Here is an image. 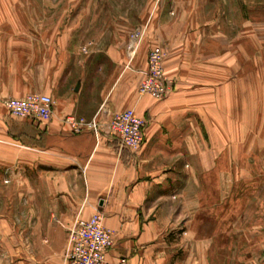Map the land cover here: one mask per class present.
<instances>
[{
	"label": "crops",
	"instance_id": "obj_1",
	"mask_svg": "<svg viewBox=\"0 0 264 264\" xmlns=\"http://www.w3.org/2000/svg\"><path fill=\"white\" fill-rule=\"evenodd\" d=\"M124 2L0 0V264H65L67 227L95 212L113 231L110 261L211 264L225 242L264 250V123L243 153L237 132L195 117L236 80L237 0H141L135 15ZM134 24L146 30L126 67ZM154 46L174 82L160 100L137 93ZM30 92L53 98L49 120L2 103ZM127 108L145 120L134 151L66 121Z\"/></svg>",
	"mask_w": 264,
	"mask_h": 264
},
{
	"label": "built area",
	"instance_id": "obj_2",
	"mask_svg": "<svg viewBox=\"0 0 264 264\" xmlns=\"http://www.w3.org/2000/svg\"><path fill=\"white\" fill-rule=\"evenodd\" d=\"M145 30V25H139L131 31L125 46L126 67H130ZM82 50L86 52L85 47ZM164 56L161 46H154L148 51L146 67L140 71L141 79L137 86L139 95L160 100L170 93L171 85L164 72ZM2 103L13 117L47 121L51 117L54 100L48 94L30 92L18 98H3ZM66 121L74 132L86 128L96 136H114L121 148L131 151L137 150L143 141L145 120L132 108L117 111L104 121L98 120V113L89 119L67 116ZM112 244L113 231L104 226L100 212L87 218L77 217L67 227L65 264H126L123 258L108 260L107 253Z\"/></svg>",
	"mask_w": 264,
	"mask_h": 264
},
{
	"label": "rangeland",
	"instance_id": "obj_3",
	"mask_svg": "<svg viewBox=\"0 0 264 264\" xmlns=\"http://www.w3.org/2000/svg\"><path fill=\"white\" fill-rule=\"evenodd\" d=\"M123 5H128L135 15L142 3L128 0ZM139 25L134 24L131 31ZM227 73V77L231 75L236 79L226 82L227 97L199 99L203 101V109L195 111V117L203 122L224 123L227 136L237 132L238 148L248 153L256 124L264 123V0H237V65L227 67ZM167 79L171 85L170 95L174 82ZM223 245H231V248L222 251L225 256L211 258V264H264V250L252 248L240 252L232 248L233 243Z\"/></svg>",
	"mask_w": 264,
	"mask_h": 264
}]
</instances>
